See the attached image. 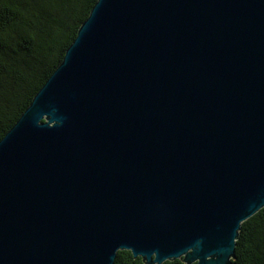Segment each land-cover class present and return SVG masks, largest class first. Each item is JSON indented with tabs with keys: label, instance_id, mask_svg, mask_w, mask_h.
<instances>
[{
	"label": "water",
	"instance_id": "obj_1",
	"mask_svg": "<svg viewBox=\"0 0 264 264\" xmlns=\"http://www.w3.org/2000/svg\"><path fill=\"white\" fill-rule=\"evenodd\" d=\"M264 207V0H98L0 140V264H233Z\"/></svg>",
	"mask_w": 264,
	"mask_h": 264
},
{
	"label": "trees",
	"instance_id": "obj_2",
	"mask_svg": "<svg viewBox=\"0 0 264 264\" xmlns=\"http://www.w3.org/2000/svg\"><path fill=\"white\" fill-rule=\"evenodd\" d=\"M97 1L0 0V140L62 63ZM114 264L146 262L123 249ZM233 264H264V207L242 223Z\"/></svg>",
	"mask_w": 264,
	"mask_h": 264
}]
</instances>
